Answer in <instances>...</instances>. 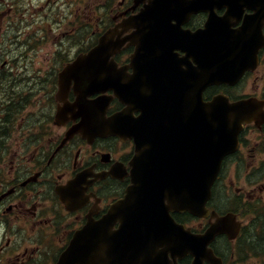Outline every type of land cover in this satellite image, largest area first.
Returning a JSON list of instances; mask_svg holds the SVG:
<instances>
[{
  "label": "flooded vegetation",
  "instance_id": "obj_1",
  "mask_svg": "<svg viewBox=\"0 0 264 264\" xmlns=\"http://www.w3.org/2000/svg\"><path fill=\"white\" fill-rule=\"evenodd\" d=\"M32 1H0L3 44L14 38L44 42L46 29L37 25L48 16V1L43 0L38 6ZM150 2L144 1L136 7L135 0L114 1L109 6L111 21L107 29L116 25L126 27L129 17L140 14ZM108 4L106 0L107 9ZM215 5L213 14L227 19L234 31L243 29L255 14L245 2L241 8L238 2L229 0H220ZM209 16L210 12L205 10L192 14L182 28L191 32L203 29ZM5 24L6 30L1 32ZM56 28L61 37L75 32L72 23L69 30L62 31L60 23ZM9 33L13 35L11 38ZM262 33L264 36V25ZM238 49L235 47L233 51ZM135 50L127 44L115 56L118 66H129ZM39 52L45 54V48L18 52L9 62L4 58L6 50L0 49V135H3L0 137V264H57L74 234L87 223L88 216L103 217L113 203L124 197L131 184L130 163L136 151L133 140L113 135L86 139L77 134L69 138L70 129L80 120H70L61 126L55 124L58 108L62 106L57 100L62 68L54 65L47 68L46 58L42 54L38 56ZM175 53L179 59L185 57L180 50ZM35 55L40 59L36 64ZM190 62L196 65L194 59ZM129 72L133 73L131 69ZM220 94L231 102L258 99L264 112V46L258 53L256 68L247 72L237 85L211 87L204 97L210 101ZM75 99L71 90L68 101L74 103ZM126 107L113 97L106 116L110 118ZM139 114L135 113V117ZM263 121L246 125L240 136V148L226 159L224 171L229 162L237 169L247 162L254 167L264 165ZM248 184L246 176L222 175L215 191L220 189L222 198L228 195L229 200V192L234 193L237 206L234 211L222 210L216 206L215 195L209 204L210 210L220 217L233 212L243 226L236 240L221 235L213 242L211 247L222 264H254L255 258L256 264H264V183L258 187L253 182ZM214 221L210 216L190 220L192 224L186 226L204 233Z\"/></svg>",
  "mask_w": 264,
  "mask_h": 264
},
{
  "label": "water",
  "instance_id": "obj_2",
  "mask_svg": "<svg viewBox=\"0 0 264 264\" xmlns=\"http://www.w3.org/2000/svg\"><path fill=\"white\" fill-rule=\"evenodd\" d=\"M153 1L143 14L128 21L130 28L140 33L138 38H132L135 33L122 39L120 31L110 30L89 54L79 57L61 75L62 98L71 80L84 87L77 101L83 119L75 131L96 136L125 131L138 142L141 152L132 163L133 185L125 199L105 218L91 219L78 231L58 264H169V253L174 258L192 254L194 264L214 258L208 250L212 241L209 236L203 238L185 231L170 217V212H189L198 217L208 214L206 204L212 187L223 160L237 148L243 122L252 117L251 105H231L223 96L207 103L203 100L207 87L230 83L240 72L228 67L237 60L236 54L227 51L231 38L222 37L223 55L215 54L221 44L218 36L212 34L217 30V23L211 22L214 19L207 25L205 42L199 39L200 35L183 38L178 44V38L166 37L180 27L168 23L169 13L175 8L198 11L211 0ZM128 39L141 42L133 61L137 71L122 79L111 59ZM254 43L255 36L245 34L237 38L234 46ZM174 49L187 52L199 68L189 66L185 60L178 61ZM137 59L144 62L138 63ZM174 60L185 64L186 69L175 67ZM222 64L217 71L215 66ZM107 89L124 98L131 112L141 111L140 117L132 118L127 110L130 115L118 114L105 123L102 113L83 99ZM232 220L231 216L219 219L208 234L222 233ZM117 222L121 228L114 231ZM167 238L168 243L162 242Z\"/></svg>",
  "mask_w": 264,
  "mask_h": 264
},
{
  "label": "rangeland",
  "instance_id": "obj_3",
  "mask_svg": "<svg viewBox=\"0 0 264 264\" xmlns=\"http://www.w3.org/2000/svg\"><path fill=\"white\" fill-rule=\"evenodd\" d=\"M42 1L43 0H34L32 2H33V4L38 6L39 3L42 4ZM56 9L58 11H60V10L65 9V7L61 6V8H60V6H58ZM77 10H78V13L81 17H84V16L87 17V15L89 13H92L93 19H89V21H87L86 18L84 17L83 19L73 20L74 22L72 25L77 29L76 32L78 31V33H76L74 35V37L63 39V37H60L57 35V28L55 25H53L52 30L49 29V27L47 25L45 26L46 34H47L48 38L46 39V42H44L45 46L42 45V47L40 48V49L45 48V54H42L43 52H39L37 54H38V56H40L42 54L43 57L46 58L45 65L47 68L51 67L52 65H56L58 68H60V65H62L56 58L57 54L55 56H52L53 53H56L57 51L61 52L60 48L64 49L63 53L70 54V58H71V57H73L74 53L76 52V50L74 48V46H75L74 44L79 45L80 48L82 46L89 44L91 39L94 37V35L99 34L101 31H103L104 25L107 22L108 23L106 25L109 24L110 17L106 15V0H78ZM48 13H50L49 10H48ZM60 13L61 12L54 14V17H53V15H48L47 21H49L52 24H54L56 22L60 23L61 26L67 27V29H68L71 25V21L65 22L66 21L65 20L66 19L65 18V12H63V15H60ZM88 17H89V15H88ZM39 24L42 25L43 23L40 22ZM5 30H6V24L4 25V28L1 29V32H4ZM93 33H94V35H93ZM9 35H10V33L8 34V38H11V35L10 36ZM57 37H60V38H57ZM10 41H11V39L8 41L5 40V44H3L4 40L0 39V44H3L2 46H0V49L1 48L7 49ZM13 49L16 50L17 46H13ZM20 51H18V52H20ZM34 57H35V59H34L35 64L39 63L40 59H38L36 55ZM4 58H5V61H10L7 58V56H4ZM247 171H248V168L245 165H243L241 168V174H244ZM230 175H231V169L227 172L226 177H230ZM228 180H229V178H228ZM236 185L241 187V184H239V183H236ZM229 197L231 200L228 202L231 205L235 204V202L233 201V200H235L233 193L229 192Z\"/></svg>",
  "mask_w": 264,
  "mask_h": 264
},
{
  "label": "bare ground",
  "instance_id": "obj_4",
  "mask_svg": "<svg viewBox=\"0 0 264 264\" xmlns=\"http://www.w3.org/2000/svg\"><path fill=\"white\" fill-rule=\"evenodd\" d=\"M8 230V229H7ZM11 234V233H10Z\"/></svg>",
  "mask_w": 264,
  "mask_h": 264
},
{
  "label": "trees",
  "instance_id": "obj_5",
  "mask_svg": "<svg viewBox=\"0 0 264 264\" xmlns=\"http://www.w3.org/2000/svg\"><path fill=\"white\" fill-rule=\"evenodd\" d=\"M2 137H3V135H2Z\"/></svg>",
  "mask_w": 264,
  "mask_h": 264
}]
</instances>
